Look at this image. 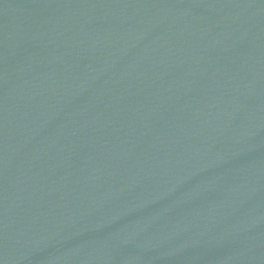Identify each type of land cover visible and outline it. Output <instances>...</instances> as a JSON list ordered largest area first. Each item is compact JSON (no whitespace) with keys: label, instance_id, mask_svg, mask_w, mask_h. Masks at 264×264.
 I'll return each instance as SVG.
<instances>
[{"label":"water","instance_id":"obj_1","mask_svg":"<svg viewBox=\"0 0 264 264\" xmlns=\"http://www.w3.org/2000/svg\"><path fill=\"white\" fill-rule=\"evenodd\" d=\"M0 264H264V0H0Z\"/></svg>","mask_w":264,"mask_h":264}]
</instances>
